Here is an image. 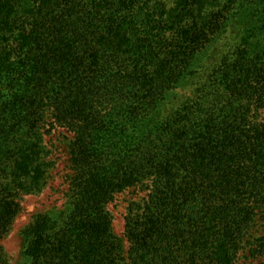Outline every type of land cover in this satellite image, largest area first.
<instances>
[{
    "label": "trees",
    "instance_id": "trees-1",
    "mask_svg": "<svg viewBox=\"0 0 264 264\" xmlns=\"http://www.w3.org/2000/svg\"><path fill=\"white\" fill-rule=\"evenodd\" d=\"M255 107L264 0H0V240L46 185L51 111L73 134V174L64 207L22 232V264H237L248 244L264 256ZM139 184L126 250L108 205Z\"/></svg>",
    "mask_w": 264,
    "mask_h": 264
},
{
    "label": "rangeland",
    "instance_id": "rangeland-1",
    "mask_svg": "<svg viewBox=\"0 0 264 264\" xmlns=\"http://www.w3.org/2000/svg\"><path fill=\"white\" fill-rule=\"evenodd\" d=\"M258 109V110H257ZM258 120L264 122V108H256ZM53 114L48 111L43 123L44 162L51 167L47 170V181L42 191L23 194L18 202L20 211L15 218L12 228L5 238L0 240L8 255L6 264H22L23 237L22 232L31 225L39 215L48 214L55 209H62L67 202L73 174L69 154V144L73 138L65 127L53 122ZM149 189L144 184L129 187L116 194L114 201L108 205L112 216V227L115 234L123 240L125 249L129 248L127 228L133 209L137 212L140 205L145 203ZM256 217L252 228L253 237H264V218ZM252 246L239 255L237 264H264L263 255H253Z\"/></svg>",
    "mask_w": 264,
    "mask_h": 264
}]
</instances>
